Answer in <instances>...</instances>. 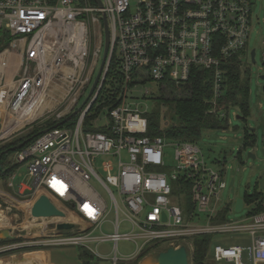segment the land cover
Listing matches in <instances>:
<instances>
[{"label": "built area", "instance_id": "built-area-1", "mask_svg": "<svg viewBox=\"0 0 264 264\" xmlns=\"http://www.w3.org/2000/svg\"><path fill=\"white\" fill-rule=\"evenodd\" d=\"M100 2L101 6L95 0H0V34L4 32L10 37L9 44L0 50V107L9 118L18 116L25 107L35 112L43 107L28 122L47 116V102L54 98L57 88L65 90L62 100L67 99L70 107L53 119L63 121L69 117L94 79V56L100 52L101 44L90 60L91 29L103 47V14L110 38L97 87L76 114L75 123L61 126L59 121L44 128V132H39L13 156L15 163L25 166L31 179L28 185H16L22 199L30 203L44 193L61 205L55 204L65 216L72 212L82 223H73L71 230L58 231L55 224L63 219L30 215L28 222H39L34 224L40 232L38 238L24 245L15 244L13 248L76 246L104 259L96 248L100 242L110 241L113 244L110 261L117 264L120 260L138 258L148 245L159 240L169 239V247L183 245L187 250L180 241L190 239L192 251L195 236L244 232L250 240L248 246L226 241L213 243L212 261L264 263V201L262 212L252 213L258 204L255 201L244 220L229 221L226 214L224 220H217L231 207L218 204L219 194L226 186L222 170L208 163L197 143L149 136L146 109H141L136 101L137 93L147 95L161 92L168 85L177 88L186 85L191 69L200 67L211 71L210 103L214 111L226 88L223 65L237 56L240 66L249 70L251 50L255 53V49L248 48V40L256 4L253 0ZM260 43V59L264 62V36ZM16 53H20L18 60L13 57ZM112 58L117 62L110 77L116 105L103 107L89 119L91 128L101 130H85ZM255 61L254 54L251 62ZM146 82L154 85L146 87ZM104 110L105 122L98 125ZM219 116L227 114L221 111ZM168 145L174 147L176 161L170 170L165 169ZM99 156L108 158L101 164L104 177L94 165ZM16 175L14 172L8 178L10 187L14 186ZM175 193L177 201L172 199ZM112 209L115 214L112 230L104 232L101 225ZM199 213H205L203 223ZM121 221L130 228L120 231ZM120 240L132 242L134 250L120 254L117 247Z\"/></svg>", "mask_w": 264, "mask_h": 264}, {"label": "rangeland", "instance_id": "rangeland-1", "mask_svg": "<svg viewBox=\"0 0 264 264\" xmlns=\"http://www.w3.org/2000/svg\"><path fill=\"white\" fill-rule=\"evenodd\" d=\"M134 1V0H132ZM256 4L254 11L251 13V30L248 40V48L255 49V63H252L249 59V93H248V102H249V113L243 119L240 117V113L235 108H230L227 112V122L228 126L226 129L221 130H207L204 131L197 141V146L202 150L205 159L210 163L214 169H221L223 178L226 182V186L219 194V205L230 204V210L226 213V219L229 221H241L246 219V216L254 205L255 201L250 203L244 202V205L240 211H235L234 205L236 198L240 197L244 200L245 195H252L255 192L264 194V154L261 153L262 142L264 139V92L262 86L264 85V79L260 78L261 75H264V62L260 59L261 52V38L264 36V0H253ZM10 37L6 33L0 34V50L6 45L9 44ZM101 44V45H100ZM100 45V52L98 55L94 56V72L95 76L97 69L100 64L102 56V41H98L93 34V28L91 29V39H90V60L93 58V52L96 47ZM93 76V78H94ZM93 81V79H92ZM91 81V83H92ZM90 85L86 88L84 93L79 97L77 107L81 105L83 100L88 94ZM153 82H146L144 86L152 87ZM56 94L54 98L47 102V108L49 112L40 116L32 121H27L22 126H19L12 130L11 132L0 137V144L14 141L24 134H26L30 129L31 125L42 124L46 119L55 117L57 114L66 113L69 109V104L67 99L62 100L65 95L64 89H55ZM138 94L137 102L139 101L140 108L146 109V111L157 112L161 119L165 118L163 126L169 125L175 121V115L173 111L174 102L173 101H164L160 98L161 92H153L147 95ZM167 95V94H165ZM169 96V95H167ZM0 118V134L4 132V128L8 123V118L6 116ZM90 114L94 113V109H91ZM106 110L101 112L100 121L98 125H101L105 122ZM89 114V115H90ZM237 115L239 117H237ZM247 129H254L252 132L255 137V143L251 146L244 147L245 142V131ZM166 170H170L176 164L174 160V147L168 145L166 148ZM252 152L255 157H248L247 153ZM106 156H99L95 159L94 165L97 168L99 175L102 177L105 176V172L101 170V164L106 160ZM108 159V158H107ZM16 177L13 179V184L17 185L18 183H31L30 177L26 174V168L23 164H19L16 169ZM233 179V188L234 191H231L230 181ZM174 185V184H173ZM1 189H4L5 192L10 193V191L5 188V186L0 185ZM101 192V190L98 188ZM116 192L115 188H112ZM102 196L104 195L101 192ZM105 197V195H104ZM173 201H177V194L172 195ZM17 203H10L7 201V205H3L0 208V217L3 218L5 224L0 226V230L8 229L10 230L11 242L0 245V251H10V253L18 252H33L35 250H30L31 248H13L16 244L24 245L26 242H29L31 239L38 238V226L34 225L37 222H28L26 219L30 217V208L31 205L29 202L23 199H18ZM107 205L110 206V201L107 198ZM6 201V200H5ZM55 204H59L56 203ZM180 204L183 205L182 201ZM15 205V206H13ZM186 205V203H184ZM58 206L61 207L59 204ZM68 207V204H65ZM109 209V208H108ZM16 214L15 217L12 215ZM123 216L120 213V219ZM115 219V214L113 209L109 210L105 216V221L101 225V229L104 232L112 230V223ZM199 220L203 223L206 220L205 213H199ZM30 223V224H29ZM31 225V226H30ZM28 226V227H27ZM54 226L51 225L52 229ZM76 228V227H75ZM130 225L128 223L121 221L119 225L120 231L128 230ZM31 229L33 231H31ZM0 239L2 236L0 235ZM169 239L159 240L152 242L151 244L156 243L158 246L150 250L147 254L143 255L139 260L130 259L127 261H118L117 264H146L151 262L155 264L156 256L160 251H163L169 247ZM238 243L243 246H248L249 237L246 233H225V234H215L213 237V243L224 242ZM182 244L187 246V254L190 255L191 250L189 247L190 239L181 240ZM113 244L110 241H102L97 246V252L104 257V259L98 260L95 257L93 264H111L110 258L113 255L112 250ZM118 251L120 254H128L134 250V244L127 240H120L118 242ZM11 248V249H10ZM49 249L54 256V260L57 264H81L78 260V247L76 246H47L43 247ZM10 253H5L2 258H8ZM33 254V253H32ZM14 255V254H13ZM6 256V257H4ZM99 261V262H98ZM150 264V263H149ZM209 264H232L228 262H213L210 260ZM261 264V263H260Z\"/></svg>", "mask_w": 264, "mask_h": 264}, {"label": "trees", "instance_id": "trees-1", "mask_svg": "<svg viewBox=\"0 0 264 264\" xmlns=\"http://www.w3.org/2000/svg\"><path fill=\"white\" fill-rule=\"evenodd\" d=\"M4 45H6L4 43ZM244 53H240L243 55ZM226 70L225 84L226 88L221 99L218 100L215 110L212 111V104L210 99L212 97V88L210 83L211 71L200 67H193L191 69V75L189 82L177 88L174 85H168L165 89H162L160 98L164 101H173V111L175 115V121L169 125H165L163 129V123L165 118L161 119L157 112L145 111L144 116L147 118L149 136L162 135L167 140L173 141H189L197 143L202 133L207 130H221L226 129L228 126L227 118L219 116V112H228L230 108H235L243 119L249 113V71L247 67H241L238 57L233 56L229 59V62L223 65ZM117 69V62L115 58H112L106 80L99 91L95 102L92 104L91 109H94V113L86 119L85 130H101L91 128L88 125L89 119L93 118L96 113L103 107L113 108L116 103V91L112 88L110 81L111 75ZM169 96H167V95ZM90 109V111H91ZM76 115L72 116L68 121L61 126H72L75 123ZM237 117H239L237 115ZM61 120L52 118L46 119L42 124L31 125V129L21 136L20 138L0 144V182L7 188V180L12 173H14L19 164L13 160L14 154L19 150H11L10 148L22 141H26L22 146H26L32 140H34L39 132L44 128H49L57 124ZM244 147L251 146L255 143L254 134L247 129L245 131ZM188 187V183H187ZM176 191V189H174ZM257 201V207L252 213L262 212L261 201H264V194L255 192L252 195H245L244 202L250 203ZM4 204L0 201V208ZM226 211H223L217 220H224ZM212 234L195 236L192 239V251L189 255V264H209L210 255L209 250L213 244ZM11 239H0V245L11 242ZM158 245L156 243L148 245L138 260L145 254H147L153 248ZM31 248L30 250H35ZM78 258L82 264H93L95 256L88 250L78 247ZM10 253V251H1L0 256ZM12 254V253H10Z\"/></svg>", "mask_w": 264, "mask_h": 264}, {"label": "water", "instance_id": "water-1", "mask_svg": "<svg viewBox=\"0 0 264 264\" xmlns=\"http://www.w3.org/2000/svg\"><path fill=\"white\" fill-rule=\"evenodd\" d=\"M95 2L101 6L100 0H95ZM102 24H103V48H102V56L100 60L99 67L97 69L96 75L92 81V84L89 88L88 94L81 103L79 107H77L74 111L71 112L70 116L65 118L63 121H61L59 124H63L68 118L76 115L83 105L88 101L91 94L94 92V90L97 87V84L99 82L101 73L104 69L108 51H109V45H110V38H109V28H108V22L106 16L102 15ZM254 50H251L250 56L251 60L254 61ZM262 79H264V75L261 76ZM57 126V125H56ZM46 129L41 130L40 132H44ZM251 132L254 131V129H250ZM26 141H22L18 143L17 145L12 146L11 150H16L21 148ZM263 145V142H262ZM261 153L264 154V148H261ZM248 157L254 158L255 155L252 152L247 153ZM231 191H234L233 188V179L230 181ZM243 199L238 197L235 200L234 209L235 211H240L242 208ZM30 215L35 218H64L65 212L58 208L53 201L44 193L38 195V197L33 201L31 208H30ZM55 228L58 231H67L74 228V224L66 221H59L55 224ZM31 231H33L31 229ZM0 235L4 239L11 238L10 230L8 229H2L0 230ZM155 264H189L188 261V254L185 246L181 245L177 248L174 247H168L167 249L160 251L156 256Z\"/></svg>", "mask_w": 264, "mask_h": 264}, {"label": "crops", "instance_id": "crops-1", "mask_svg": "<svg viewBox=\"0 0 264 264\" xmlns=\"http://www.w3.org/2000/svg\"><path fill=\"white\" fill-rule=\"evenodd\" d=\"M17 54H20V53H16L13 55V57L15 56L14 57L15 60L19 59V55H17ZM22 183H24L25 185L29 184V183H25V182H22ZM18 184H20V183H18ZM0 185H2L1 182H0ZM6 187H7V190L10 191V193L5 192L4 189H1V186H0V201L4 205L8 204L7 201L10 203H17V201L19 202L18 199H22L17 193V187L15 184L13 187H10L8 185V180H7V186ZM26 193H28V190L26 191ZM33 201L34 200H32L30 202V205H32ZM13 206H15V205H13ZM12 216L15 217L16 214H13ZM62 219H63V221L74 223V224L75 223H82V221L72 212H68L67 215ZM209 255H210V250H209ZM8 256H10L9 259L6 256H4L6 258H2V256H0V264H57V262L54 260L53 253L47 248L36 249L35 251L29 252V253H25V252L16 253L15 252V253L9 254ZM188 257H189V255H188ZM210 259H211V256H210ZM78 260H79V258H78ZM98 260H100V259L98 258ZM80 263H81V261H80ZM149 263L151 264L150 261L147 262L146 264H149ZM258 264H260V263H258ZM261 264H264V263H261Z\"/></svg>", "mask_w": 264, "mask_h": 264}, {"label": "bare ground", "instance_id": "bare-ground-1", "mask_svg": "<svg viewBox=\"0 0 264 264\" xmlns=\"http://www.w3.org/2000/svg\"><path fill=\"white\" fill-rule=\"evenodd\" d=\"M42 109H43V107H40L37 110V112H35V111L29 109L28 107H25L18 116L8 118V123L6 124V126L4 128V132L2 134H0V137L11 132L12 130H14L15 128H17L19 126H22L31 117L39 114L42 111ZM3 117H5V113H3V108L0 107V118L2 119ZM55 219L61 220L62 218L57 217ZM4 224H5V221L3 220V218L0 217V226H3Z\"/></svg>", "mask_w": 264, "mask_h": 264}]
</instances>
